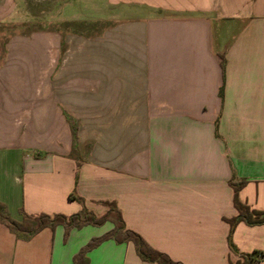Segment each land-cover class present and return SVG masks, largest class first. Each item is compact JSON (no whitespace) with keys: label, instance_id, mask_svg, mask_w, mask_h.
<instances>
[{"label":"crops","instance_id":"obj_1","mask_svg":"<svg viewBox=\"0 0 264 264\" xmlns=\"http://www.w3.org/2000/svg\"><path fill=\"white\" fill-rule=\"evenodd\" d=\"M93 1L123 9L94 38L66 34L64 49L56 32L0 40V204L16 221L69 216L82 211L75 192L97 217L114 203L126 229L174 261L235 262L230 180L245 181L240 201L264 209V0ZM27 7L0 0V24L26 22ZM112 228L23 240L0 223V264H72ZM232 242L264 264V224L239 223ZM87 256L151 264L131 242Z\"/></svg>","mask_w":264,"mask_h":264},{"label":"trees","instance_id":"obj_2","mask_svg":"<svg viewBox=\"0 0 264 264\" xmlns=\"http://www.w3.org/2000/svg\"><path fill=\"white\" fill-rule=\"evenodd\" d=\"M221 70L224 74L225 60L222 57ZM223 87L220 88V97H222ZM75 138V130L73 133ZM79 166V163L77 164ZM230 186L233 189V206L237 212V215L230 219H224L229 224L228 233V246L230 250L238 255V259L235 262H229L228 264H253L260 262L263 258V253L259 251H253L252 253H242L236 248L232 242V234L234 229L239 223H245L249 226L263 225L264 224V209L257 210L251 209L247 204L240 201L238 192L245 185V181L241 180L235 182L230 180ZM69 199L77 201L82 205V211L76 214L65 216L62 214L47 215L40 214L37 216H30L21 213L20 221L11 219L4 207L0 204V223L5 225L10 232L16 235V237L28 240L33 235L38 233L44 228H55L56 226H62L65 229V235L74 228H82L84 226H101L106 222H110L113 225L112 230L104 235L96 238H92L80 251L73 257L72 264H89V258L87 254L102 242L112 240L118 244L131 242L134 245L137 256L144 262L151 264H182L180 262L172 260L168 255L152 248L148 243L136 232L126 229L122 216L115 204L112 202H103L108 207V210L102 216H95L94 214L87 212L84 208V201L81 197L72 192L69 194Z\"/></svg>","mask_w":264,"mask_h":264},{"label":"rangeland","instance_id":"obj_3","mask_svg":"<svg viewBox=\"0 0 264 264\" xmlns=\"http://www.w3.org/2000/svg\"><path fill=\"white\" fill-rule=\"evenodd\" d=\"M27 3L29 7L26 10L30 14L29 20L19 24H0L2 47L14 36L30 38L33 33L46 31L60 34L62 36L61 48L64 49L66 44L63 40L66 34L94 38L103 33V30L111 27L113 25L112 16L123 10L111 5L100 6V1L93 0H81V2L79 0V3L68 6L60 5L58 0L57 2L55 0H27ZM66 18H76L79 21L58 22Z\"/></svg>","mask_w":264,"mask_h":264}]
</instances>
